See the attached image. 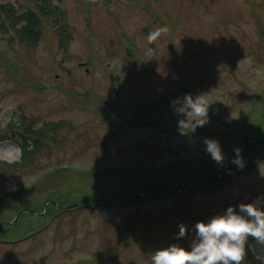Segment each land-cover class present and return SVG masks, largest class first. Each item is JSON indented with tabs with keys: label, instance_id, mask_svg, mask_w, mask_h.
<instances>
[{
	"label": "rangeland",
	"instance_id": "1",
	"mask_svg": "<svg viewBox=\"0 0 264 264\" xmlns=\"http://www.w3.org/2000/svg\"><path fill=\"white\" fill-rule=\"evenodd\" d=\"M50 1L59 11L43 17L37 40L20 35L18 25L0 28V220L19 217L11 231L47 199L147 192L126 206L68 210L45 232L61 233L63 249L76 244L75 264H91L93 251L106 247L118 251L101 264H144L157 248L190 246L195 223L229 205L264 208V151L251 146L264 140V0ZM38 2L0 0L19 13ZM156 26L168 31L152 41ZM187 93H206L212 103L208 122L182 133L172 101ZM243 115L235 145L231 122ZM29 127L46 138L21 161L15 139ZM205 138L220 141L223 162L206 151ZM235 147L257 163L231 181L229 173L241 169L230 166ZM248 251L241 264H264Z\"/></svg>",
	"mask_w": 264,
	"mask_h": 264
},
{
	"label": "clouds",
	"instance_id": "2",
	"mask_svg": "<svg viewBox=\"0 0 264 264\" xmlns=\"http://www.w3.org/2000/svg\"><path fill=\"white\" fill-rule=\"evenodd\" d=\"M167 26L153 27L150 39L156 41ZM151 51V49H149ZM210 102L206 93L195 96L187 93L172 101L173 111L178 119L182 133L191 132L208 122ZM206 151L217 162H223L225 153L218 139L205 138ZM233 163L243 168L245 161L242 149L235 147ZM178 236L184 237L188 231L183 223L179 226ZM195 233L190 246L172 243L160 247L145 257L144 264H241L248 248L254 251L250 237L264 243V208L255 203H240L237 207L229 205L221 214L208 220H200L193 226ZM257 259H264V251L256 252Z\"/></svg>",
	"mask_w": 264,
	"mask_h": 264
},
{
	"label": "flooded vegetation",
	"instance_id": "3",
	"mask_svg": "<svg viewBox=\"0 0 264 264\" xmlns=\"http://www.w3.org/2000/svg\"><path fill=\"white\" fill-rule=\"evenodd\" d=\"M48 203L56 204L57 202L54 199H49ZM37 207L38 206L35 208L32 207L35 211L33 218L28 219V221L21 219L26 225L22 224L20 228L22 230L19 229L20 231L13 232L10 230L12 227L11 224L20 221L19 217L15 222H13V220H0V254L5 252L7 254L6 256L9 258L4 262H0L2 264H53L54 259H56L58 264L59 260L65 262V264H75L73 260L76 258L72 257V252L77 247L76 244L73 243L72 247L70 243L65 249H63L62 246L59 245V241L62 238L61 233H56L55 236L51 234L50 236L53 238H48L49 236L45 235V232L52 227L54 222L45 230L40 231V226L47 213L38 211L36 209ZM69 230L72 231L71 229ZM25 234H27V237L20 239V236ZM87 238H90V236ZM19 243L20 245H18ZM45 244L48 246V249L43 253L46 250ZM37 252H39V254H36ZM103 257V253H94L93 251L89 261L91 264H93V261L96 264H100L99 259H103ZM43 260L49 261L44 262Z\"/></svg>",
	"mask_w": 264,
	"mask_h": 264
},
{
	"label": "trees",
	"instance_id": "4",
	"mask_svg": "<svg viewBox=\"0 0 264 264\" xmlns=\"http://www.w3.org/2000/svg\"><path fill=\"white\" fill-rule=\"evenodd\" d=\"M37 8L39 12L27 10L25 13L19 14L13 5L0 3V28L15 27L17 23H20L19 34L29 38L31 41L37 40L42 33V18L44 16H54L59 11L58 6L50 0H39ZM25 134L28 136L24 135L22 140L18 142L23 149L22 158L30 160L43 147L42 136L44 133L29 127L26 129ZM148 189H151V187Z\"/></svg>",
	"mask_w": 264,
	"mask_h": 264
},
{
	"label": "water",
	"instance_id": "5",
	"mask_svg": "<svg viewBox=\"0 0 264 264\" xmlns=\"http://www.w3.org/2000/svg\"><path fill=\"white\" fill-rule=\"evenodd\" d=\"M253 246H254V249H255V253L258 252V251H264V243H260L259 241H255L253 242Z\"/></svg>",
	"mask_w": 264,
	"mask_h": 264
}]
</instances>
